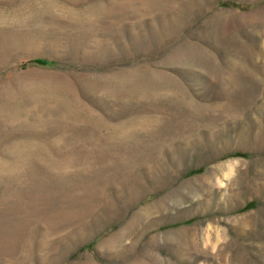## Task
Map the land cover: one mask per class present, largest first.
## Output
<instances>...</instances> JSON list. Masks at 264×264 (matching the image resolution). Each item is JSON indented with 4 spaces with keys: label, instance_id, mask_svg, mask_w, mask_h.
<instances>
[{
    "label": "rangeland",
    "instance_id": "rangeland-1",
    "mask_svg": "<svg viewBox=\"0 0 264 264\" xmlns=\"http://www.w3.org/2000/svg\"><path fill=\"white\" fill-rule=\"evenodd\" d=\"M0 264H264V0H0Z\"/></svg>",
    "mask_w": 264,
    "mask_h": 264
},
{
    "label": "trees",
    "instance_id": "trees-1",
    "mask_svg": "<svg viewBox=\"0 0 264 264\" xmlns=\"http://www.w3.org/2000/svg\"><path fill=\"white\" fill-rule=\"evenodd\" d=\"M33 62H35L36 64H39V65H47L49 63L48 60L42 59V58L35 59V60H33Z\"/></svg>",
    "mask_w": 264,
    "mask_h": 264
}]
</instances>
